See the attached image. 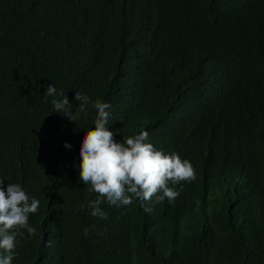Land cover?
I'll list each match as a JSON object with an SVG mask.
<instances>
[{"label":"trees","instance_id":"trees-1","mask_svg":"<svg viewBox=\"0 0 264 264\" xmlns=\"http://www.w3.org/2000/svg\"><path fill=\"white\" fill-rule=\"evenodd\" d=\"M52 83L89 97L78 122ZM97 100L116 141L146 131L192 163L174 201L91 215ZM0 180L40 201L12 264H264V0H0Z\"/></svg>","mask_w":264,"mask_h":264},{"label":"clouds","instance_id":"clouds-1","mask_svg":"<svg viewBox=\"0 0 264 264\" xmlns=\"http://www.w3.org/2000/svg\"><path fill=\"white\" fill-rule=\"evenodd\" d=\"M45 100L53 98L51 103L54 112L61 113L69 121L78 122V114L85 113L89 104L86 94L77 92L75 101L70 102L64 91H57L54 83L47 85ZM96 109L95 128L85 131L80 145L79 179L97 193V198L88 202L91 215L107 219V213L101 205L107 202L113 206L131 205L139 198L144 211H153V203H161L165 199L174 201L179 192L171 185L182 181H194L196 170L189 160L182 159L177 153L165 154L154 148L147 141L148 133L141 132L135 136H124L123 141H116L115 133L109 129L111 105L99 100L94 102ZM65 148L71 149L70 143ZM4 180H0V264H12L17 255V237L24 235L22 229L35 235L36 228L29 225V214H35L40 201L30 197L27 189L19 182L8 183L4 188ZM81 209L84 205L81 204ZM87 235V229H85Z\"/></svg>","mask_w":264,"mask_h":264}]
</instances>
